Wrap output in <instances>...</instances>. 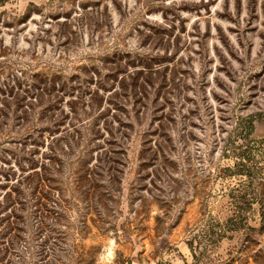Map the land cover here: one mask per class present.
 Instances as JSON below:
<instances>
[{"label":"rangeland","instance_id":"obj_1","mask_svg":"<svg viewBox=\"0 0 264 264\" xmlns=\"http://www.w3.org/2000/svg\"><path fill=\"white\" fill-rule=\"evenodd\" d=\"M253 116L264 0H0V264H264Z\"/></svg>","mask_w":264,"mask_h":264},{"label":"trees","instance_id":"obj_2","mask_svg":"<svg viewBox=\"0 0 264 264\" xmlns=\"http://www.w3.org/2000/svg\"><path fill=\"white\" fill-rule=\"evenodd\" d=\"M256 119L257 118H255L253 116V117H250L247 120H245V123L247 125V127H246L247 133H246V136L243 137V139L245 140V143L238 145L234 148V150H236L234 153L236 163H235V167H234L235 172H234L233 176L245 177L247 180L243 184V187H241V188L250 189L249 191H251V193L250 192L248 193V195L251 196L249 198L250 200H247V197L243 193L233 197V199L235 201V207L237 208L236 218L240 216L239 215V212L241 210V208L239 206L240 200H241V202H247V201L249 202L250 201L251 204H253L254 201H257L259 195H263L262 193L264 192V175L261 173H258V172H254L253 171L254 167L252 165H248V162L252 164L255 161L256 149L258 148L259 151H261L260 148L264 147V140L258 141V140H255L253 138V135L255 132ZM234 143H236V142H234ZM31 167L36 168V164H33V162H32ZM36 177H37L36 190H38L40 188L42 189V187H43V185H41L42 179L38 176V174L37 175L34 173H29L28 175L22 174L21 179L18 180V182L16 184H14V186H13V187H15L13 192L16 193L18 198L14 199L12 197L13 192H8L6 201L0 205V211L6 210L11 205L14 207H17L16 206L17 203L21 200V195H20L21 186H23L24 184L31 183ZM7 180L9 181V179H7ZM240 192H242V189H240L239 193ZM245 193H247V192H245ZM242 199H243V201H242ZM36 202L38 205H42L41 207H45V203L41 202L40 196H36ZM19 203H21V202H19ZM238 209H240V210H238ZM4 221L5 220H2V222H4ZM7 223H8V228L10 231L15 229L12 226L13 223H11V221L9 219H8ZM4 252L5 253L10 252L9 245L7 247H5Z\"/></svg>","mask_w":264,"mask_h":264}]
</instances>
